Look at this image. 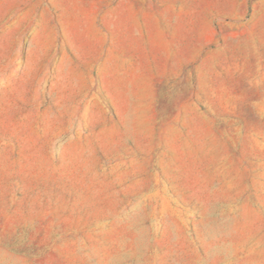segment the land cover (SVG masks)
<instances>
[{"label": "rangeland", "instance_id": "374dc122", "mask_svg": "<svg viewBox=\"0 0 264 264\" xmlns=\"http://www.w3.org/2000/svg\"><path fill=\"white\" fill-rule=\"evenodd\" d=\"M0 0V264H264V0Z\"/></svg>", "mask_w": 264, "mask_h": 264}, {"label": "crops", "instance_id": "0c3cea01", "mask_svg": "<svg viewBox=\"0 0 264 264\" xmlns=\"http://www.w3.org/2000/svg\"><path fill=\"white\" fill-rule=\"evenodd\" d=\"M53 5L58 6L61 5L60 0H52ZM113 1V0H111ZM89 5H94V6H98V5H110L111 3H108L107 0H88L87 1Z\"/></svg>", "mask_w": 264, "mask_h": 264}]
</instances>
